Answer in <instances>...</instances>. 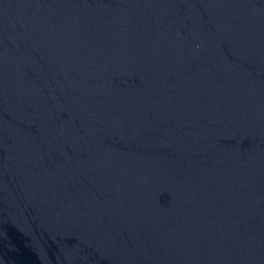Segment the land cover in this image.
Segmentation results:
<instances>
[{"label": "water", "instance_id": "obj_1", "mask_svg": "<svg viewBox=\"0 0 264 264\" xmlns=\"http://www.w3.org/2000/svg\"><path fill=\"white\" fill-rule=\"evenodd\" d=\"M0 264H264V0H0Z\"/></svg>", "mask_w": 264, "mask_h": 264}]
</instances>
